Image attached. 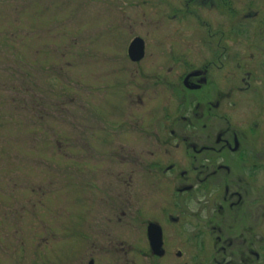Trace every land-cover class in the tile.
I'll list each match as a JSON object with an SVG mask.
<instances>
[{
    "label": "rangeland",
    "instance_id": "obj_1",
    "mask_svg": "<svg viewBox=\"0 0 264 264\" xmlns=\"http://www.w3.org/2000/svg\"><path fill=\"white\" fill-rule=\"evenodd\" d=\"M184 1L0 0V264H88L92 259L91 241L75 233L90 235L95 209L103 206L89 187L98 161L88 159L84 146L105 135L98 131L105 121L120 120L123 112L108 111L111 103L136 83L151 84L147 78L155 71H168L171 49L180 51L175 81L181 66L199 65L198 26L184 23L183 16L168 18L184 9ZM135 37L146 42V57L140 74L132 75L137 68L127 49ZM155 95L150 87L145 103L156 104ZM95 113L102 116L94 122ZM132 197L123 207L127 216L168 213L163 193L143 189ZM183 198L187 195L176 194L181 206L174 208L175 217L186 216L184 221L196 227L198 217L211 218L199 199L182 205ZM111 228L128 250L147 247L139 229ZM174 234L175 248L193 259L198 251L186 243L184 231ZM94 257L98 264H153L137 253Z\"/></svg>",
    "mask_w": 264,
    "mask_h": 264
},
{
    "label": "flooded vegetation",
    "instance_id": "obj_2",
    "mask_svg": "<svg viewBox=\"0 0 264 264\" xmlns=\"http://www.w3.org/2000/svg\"><path fill=\"white\" fill-rule=\"evenodd\" d=\"M180 16L201 32L199 65L181 66L175 81L180 51L171 49L168 71H155L147 78L151 84L136 83L111 103L108 111L123 112L120 120L105 121L98 129L105 135L84 146L88 159L94 165L98 161L89 187L95 202L103 204L91 218L90 235L75 232L91 241L88 264H98V254L128 253L153 264H211L214 259L215 264H264V0H186L184 9L168 18ZM144 46L146 54L145 41ZM145 57L135 62L128 55L137 68L132 75L140 74ZM150 87L157 102L149 106L143 96ZM101 116L95 113L94 122ZM143 189L168 197L166 215L142 218L123 212L132 193ZM176 194L187 195L182 205L199 199L211 218L198 217L196 227L184 221L186 216L175 217L174 208L181 206ZM152 224L161 234V255L149 240ZM124 225L129 232L139 229L147 247L128 250L117 242L111 226ZM175 230L184 231L186 243L194 245L195 259L175 248Z\"/></svg>",
    "mask_w": 264,
    "mask_h": 264
},
{
    "label": "water",
    "instance_id": "obj_3",
    "mask_svg": "<svg viewBox=\"0 0 264 264\" xmlns=\"http://www.w3.org/2000/svg\"><path fill=\"white\" fill-rule=\"evenodd\" d=\"M128 55L132 61H140L145 56L144 41L141 38H135L129 45ZM158 227L152 224L149 228V240L155 254H162L161 248V234L157 235Z\"/></svg>",
    "mask_w": 264,
    "mask_h": 264
}]
</instances>
